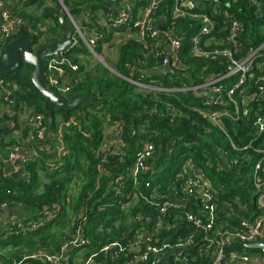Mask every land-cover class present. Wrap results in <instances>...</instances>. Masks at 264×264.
<instances>
[{
  "label": "built area",
  "instance_id": "obj_1",
  "mask_svg": "<svg viewBox=\"0 0 264 264\" xmlns=\"http://www.w3.org/2000/svg\"><path fill=\"white\" fill-rule=\"evenodd\" d=\"M6 1L0 0V55L23 28L30 29L26 20L6 7ZM50 1L67 13L73 37L64 50L46 57L44 72L48 88L66 99L75 93L68 75L80 69L77 59H82V55L78 48L84 46L97 54L100 41L109 34L112 40L104 43L108 47L114 44L121 47L127 41H135L146 50L144 64L151 57L157 64L152 69L170 66V70L160 75L179 73L186 76L187 81L166 87L161 83L126 79L147 93L191 94L194 103L190 108L208 124L203 125L205 133L217 129L226 137L229 148L214 140L215 154L206 151V161H197L193 155L184 157L175 165L176 172L169 183L163 186L152 182L156 160L162 154L159 146L162 130L157 123L151 117L142 121L139 113L129 121L118 119L105 123L103 141L95 150L100 177L107 178L115 197L126 198L122 207L128 212L134 211L121 237L100 243L98 249L90 252L92 241L85 235L87 218L82 208L73 219L71 235L61 240L60 250L41 248L13 259L12 264H30V260L37 261L34 264H98L100 255L112 257L120 264H264V246L259 252L246 247L264 240V42L254 46L244 39L245 25L232 11L241 0H173L170 18L158 14L165 0H97L96 3L101 4L98 7L94 6V0H48V4ZM246 2L259 16L264 14V0ZM19 8L18 0L16 9ZM75 8L79 11L73 12ZM179 19L186 20L193 30L189 37L191 57L203 62L197 78L194 77L196 81L190 75L191 65L180 59L185 36L178 27ZM30 31L38 34L36 30ZM42 35H37L38 40L46 45L48 37ZM10 86V82L0 76V96L4 102L12 99ZM151 100L155 104L151 106L150 116L159 114L158 118L166 120L168 127L175 128L177 116H185L174 104L162 99ZM33 120L38 129L37 137H41L48 126L45 115L35 113ZM70 123L75 121L60 122L58 132L53 135H58L59 140L55 144L57 159L65 152L62 135L64 127ZM6 125L15 129L17 123L9 121ZM248 125L250 138L240 145L232 138L229 127L237 135L238 128ZM84 134L89 136L87 132ZM179 143L192 145L182 138L171 137L165 142L167 157L175 156ZM130 144L133 159L128 153ZM112 156L131 162L124 170L117 171L108 164ZM28 159L22 156L19 146L10 148L4 158L12 173L17 174H23V163ZM248 164L255 209L239 199L237 205L222 201L220 191H224V185L217 186L208 173V168H214L217 173L226 174ZM47 166L53 169L55 162L50 161ZM97 184L101 185V178ZM128 185L132 189L124 194ZM5 209L10 211L7 203L0 206V240L45 227L57 217L61 204L56 202L46 207L28 221L16 214L4 216ZM199 233L201 236L195 239ZM235 244H241L243 249L234 248ZM0 264H6L1 257Z\"/></svg>",
  "mask_w": 264,
  "mask_h": 264
},
{
  "label": "trees",
  "instance_id": "obj_2",
  "mask_svg": "<svg viewBox=\"0 0 264 264\" xmlns=\"http://www.w3.org/2000/svg\"><path fill=\"white\" fill-rule=\"evenodd\" d=\"M19 4V9L11 10L14 14H18L26 20L27 24H30L31 30L38 31V34H47L48 43L61 39L63 29L59 21L61 13L59 5L46 4V0H19ZM93 4L96 7L101 5L97 4L96 1ZM32 7H36L38 13L29 11ZM172 8L173 0H165L161 4L158 14L170 18ZM74 11L78 12L79 9L75 8ZM232 11L236 12V15L245 25L244 39H248L247 43L258 46L264 42V14L259 16L253 7L248 6L246 0H241L239 6H234ZM48 20H51V25H47ZM45 25H47V30L43 32L41 28ZM178 27L185 36L180 59L191 65L190 71H193L190 72V75L195 80L194 77L197 78V71L203 62L191 57L189 52V37L193 30H190L188 22L182 19L178 20ZM30 29L23 28L16 37H33L38 44V34H34ZM111 39V34L106 35L100 41L98 49H102V45L110 42ZM145 51L143 46L135 41L124 43L119 48L118 62L114 66L117 73L111 72L106 67L100 69L97 67L83 74L85 71L83 61L77 59L80 69L69 73V81L74 86V92L82 93L86 98H89L95 91L94 102L88 106L80 105L78 108H57L51 116L46 113L44 98L31 80L32 67L22 64L10 74L1 76L11 84L12 99L8 103L12 104L13 100L18 104L23 102L36 113L44 114L45 121L47 125L51 126L53 135L58 132L60 122H68L71 119L75 121V123H70V125L64 127L62 142L65 145V152L57 159L45 150L41 138L37 137L38 129L36 126L20 127L16 117L0 116V151H9L13 146H24V141L27 143L32 141L28 139V135L33 134L31 144L38 153V155L34 154L33 157L23 163V174L20 172L17 176H14L15 173H12L4 158L0 157V206L7 203L11 212H15L14 210L20 207L22 211L20 216L28 221L30 218L36 217L46 207H51L56 202L61 204L57 217L45 227L26 234L10 235L5 240H0V257L6 264H12L13 259H19L23 255L36 252L41 248H49L54 251L60 250L62 234L59 231L52 232V228L64 225L69 220L68 217L73 220L82 208H85L87 218L84 226L85 235L90 237L92 241L89 246L90 252L98 249L100 243L112 242L121 237L123 230L126 228L127 220L134 211H126L122 207L126 202V198L120 200L115 197L107 178L100 177L99 159L96 157L95 150L99 148L103 141L105 123L111 124L118 119L129 121L130 117H137L135 116L138 115L137 113L140 114L139 117H142V121H145L144 119L147 117H151L157 123V126L162 130L159 142V146L162 147V154L156 160L154 166L156 173L152 178V182L154 184L161 183L163 186L169 183L170 178L176 172L175 164L180 160L193 155L197 161H206V151H210L214 155V140L217 141L218 145L229 148L226 137L217 129H213L210 134L205 133L204 124L206 122L190 108L194 103L191 94L157 91L147 93L126 79L132 78L144 82L161 83L166 87H176L180 81H187V77L181 76L179 73L169 72L167 75H147V71L157 64L151 57L147 59L145 64L143 63ZM82 52L85 54L86 49H82L81 55ZM80 77L84 78L80 79ZM152 98L162 99L167 103L174 104L178 110L184 112L185 116H177V126L175 128L168 127L166 120L158 118L161 117L159 114L150 116L151 106L155 104L151 100ZM1 102L4 101L0 96ZM9 121L17 123L15 129L6 125V122ZM229 129L232 138L240 145L245 144L250 138V135H248L249 125L245 128H238L239 133L237 135L231 126ZM84 132H87L89 136H86ZM171 137L182 138L184 141L192 143V145L187 147L179 143L177 144L175 156L172 158L167 157L164 151L166 149L165 142ZM51 141L54 143L52 145L53 151L55 144L59 141L58 135L52 136ZM154 141L157 143L159 139ZM128 153L133 159L134 150L131 144ZM176 156L180 160L174 163ZM119 159L120 157L117 156L109 157L108 164L116 168L117 171H122L131 160L125 163ZM50 161L55 162V168H48L47 163ZM172 163H174V166ZM249 172V164L226 174L217 173L214 168H208V173L215 179L217 186L224 185V191H220L222 201L228 200L234 205H237L240 201L248 204L251 209H255L250 192L252 186ZM43 177H46L48 182H45ZM100 178L101 185L99 186L97 182ZM76 180H81L82 185L77 199L69 203L68 191ZM131 189L132 187L128 185L127 188H124L123 193L128 194ZM69 206L71 207L70 210L68 209ZM72 212L74 213L72 214ZM71 229H73V225ZM234 248L243 249V246L235 244ZM250 250L259 252L258 249ZM97 260L99 261L98 264H120L118 260L112 257L104 258L102 255ZM29 262L34 264L37 261L30 260Z\"/></svg>",
  "mask_w": 264,
  "mask_h": 264
},
{
  "label": "water",
  "instance_id": "obj_3",
  "mask_svg": "<svg viewBox=\"0 0 264 264\" xmlns=\"http://www.w3.org/2000/svg\"><path fill=\"white\" fill-rule=\"evenodd\" d=\"M59 21L63 29L60 40L49 42L46 45H39L33 37L20 36L9 41L2 55H0V76L10 74L22 64L32 67L31 80L44 98V109L49 116L53 115L57 108L70 109L78 108L80 105H91L95 96V91L89 98H86L82 93L76 92L71 98L66 99L60 97L55 90L48 88L46 85L44 72L46 57L57 55L64 50L70 45L73 37V28L69 23L66 12L62 11L60 13ZM161 28L164 29V26H161ZM164 70H170V66L165 65L157 69H151L147 71V75H157ZM17 175V173L14 174V176ZM3 212L7 215L9 210L5 209ZM201 234L196 235L195 239L200 237ZM263 246L264 240H258L255 243L246 245L248 249L252 250H257Z\"/></svg>",
  "mask_w": 264,
  "mask_h": 264
},
{
  "label": "crops",
  "instance_id": "obj_4",
  "mask_svg": "<svg viewBox=\"0 0 264 264\" xmlns=\"http://www.w3.org/2000/svg\"><path fill=\"white\" fill-rule=\"evenodd\" d=\"M94 1H97V0H94ZM53 3L56 4L54 1H50L49 2V4H53ZM5 4H6V7L8 9L12 8V10H14L18 6V0H7ZM46 4H48V0H46ZM1 19H2V10H0V22H1ZM47 25H51V20L47 21ZM47 25L43 26V28H41V31L45 32L47 30ZM42 36H45L46 39H47V34L43 33ZM38 44H42V43H40V40H38ZM105 47L109 48L108 46H105L103 44L102 45V49H105ZM82 49H86V53L85 54L82 52V58H85L88 55L87 54L88 51H87V48H85L83 46L81 49L79 48L78 53L80 52V50L82 51ZM118 56H119V51L116 52V61H114L115 64L118 62ZM35 113L36 112L32 108H30L27 104H25L23 102H20L18 104V103H15L14 100H13L12 104H10L8 102H1L0 103V115L1 116L7 115L9 117H16L18 119V121H19L20 127H26L28 125H30V127H32V125L36 126V122L33 120V117L35 116ZM30 122L32 124H29ZM52 136H53V132H52L51 126L48 125L44 129V131L42 133V136L40 138H41L42 145H44V147H45V150L52 157L55 158V156H56L55 155L56 154V147L52 151V145H54V143L51 141L52 140ZM28 137H29L28 139H31L32 140L31 142H33L32 138L34 137V135L33 134H31V135L29 134ZM31 142H28V143L25 142V141L23 142L24 146L21 147V154H22V156L24 158L33 157L34 154L36 153L35 147L31 144ZM0 152H1V154H2V156L4 158H7V155L10 152V150L9 151L8 150H3V151H0ZM14 211L15 212L9 211L8 214L7 215L4 214V216L14 217L15 214L19 216L22 213L20 207H18ZM0 222L2 223V217H0Z\"/></svg>",
  "mask_w": 264,
  "mask_h": 264
},
{
  "label": "rangeland",
  "instance_id": "obj_5",
  "mask_svg": "<svg viewBox=\"0 0 264 264\" xmlns=\"http://www.w3.org/2000/svg\"><path fill=\"white\" fill-rule=\"evenodd\" d=\"M29 11L33 13H38L36 7H32ZM114 41H117V39H114ZM118 49H119V44H114L113 46L109 48L105 47V49H96L97 54H93L89 49H87L88 51L87 57L81 59V61H83L82 64L84 65V70H85L83 74L85 72L92 71V69H95L97 67L99 69L102 67H106L111 72H114L115 71L114 61H116V52L119 51ZM82 78L84 77H80V79ZM178 160L180 159L176 156L174 159V163L177 162ZM179 162H181V160ZM179 162H177L175 165H177ZM174 163H172L173 166H174ZM44 179H45V182H48V179L46 177ZM81 185H82L81 180H76V182L72 184L71 189L68 191V195L70 196L68 197L69 203L77 199ZM68 209L70 210L71 207L69 206ZM73 213L74 212H72V214ZM70 215H71V212H70ZM68 219L69 220L64 225L54 226L52 228V232L59 231L60 234H62L61 240L66 238L68 235H71V227L73 225V220L70 217H68Z\"/></svg>",
  "mask_w": 264,
  "mask_h": 264
}]
</instances>
